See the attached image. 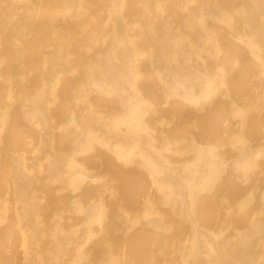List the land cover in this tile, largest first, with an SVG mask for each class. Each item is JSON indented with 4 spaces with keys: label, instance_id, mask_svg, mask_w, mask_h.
Returning <instances> with one entry per match:
<instances>
[{
    "label": "bare ground",
    "instance_id": "obj_1",
    "mask_svg": "<svg viewBox=\"0 0 264 264\" xmlns=\"http://www.w3.org/2000/svg\"><path fill=\"white\" fill-rule=\"evenodd\" d=\"M0 264H264V0H0Z\"/></svg>",
    "mask_w": 264,
    "mask_h": 264
}]
</instances>
